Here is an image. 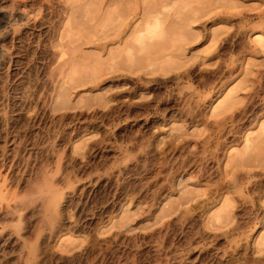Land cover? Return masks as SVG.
<instances>
[{
	"label": "rangeland",
	"instance_id": "obj_1",
	"mask_svg": "<svg viewBox=\"0 0 264 264\" xmlns=\"http://www.w3.org/2000/svg\"><path fill=\"white\" fill-rule=\"evenodd\" d=\"M88 1L83 17L88 28L74 30L70 37L71 44L85 42L82 60H93L83 72H74L81 82L104 71V64L95 61L98 51L86 44L101 34V0ZM120 3L112 2L119 7L110 6L109 12L119 10L125 17L146 10L157 16L128 40L144 46L140 55L164 51L167 56L147 65L154 80L145 88L130 85L135 91L132 105L119 111L113 104L118 111L111 113L97 108L102 109L99 99L89 100L94 103L91 107L78 98L82 87L75 86V80L65 85L66 95L58 97L63 102L49 100L57 59L70 52L67 37H60L59 11L42 0H0V45L6 51L0 60V203L18 206L41 171L46 178L66 174L75 183L107 173L117 167L122 154L138 155L151 129L163 127L165 132L152 143L165 147L164 162L158 163V156L149 151L140 161L144 164L140 172L139 163L132 165L119 173L121 181L95 183L73 201L69 216L79 225V234H86V240L78 236L87 245L73 264H264V0ZM259 35L263 40H257ZM123 61L125 57L119 65L130 64ZM132 65L122 66L123 70L137 71ZM184 109L187 115L178 112ZM119 112L124 119L118 120ZM161 115L165 121H151ZM105 129L111 145L121 146V155L103 151L105 141L99 147L100 131ZM94 130L91 140L98 143L90 140L88 146L98 147L86 150L83 157L78 153L84 147L79 138ZM72 139L79 142H73L80 147L73 148L78 158L69 148ZM174 147L181 151L172 155ZM182 161L189 166L178 167ZM175 171L180 174L176 187L161 199V186L153 181ZM235 178L239 187L223 186ZM125 188L126 197L132 198L125 200ZM149 206L155 209L153 215L143 211ZM21 223L11 216L5 221L6 229L16 231ZM122 224L131 225V235L110 243V233ZM244 240L247 243L238 247Z\"/></svg>",
	"mask_w": 264,
	"mask_h": 264
},
{
	"label": "bare ground",
	"instance_id": "obj_2",
	"mask_svg": "<svg viewBox=\"0 0 264 264\" xmlns=\"http://www.w3.org/2000/svg\"><path fill=\"white\" fill-rule=\"evenodd\" d=\"M42 1L48 7L58 9V11H59L58 12L59 29L61 31L60 37L66 36L67 39H66L65 43H66V45H68V44L70 45V48H69L70 52H69L68 56L65 58L60 57L57 59V67L55 69L54 79L49 83V90H50V92L48 93L49 94V97H48L49 100L51 99L54 101L55 99H58L59 96L61 97L63 95H66V92L64 94V91H66L65 89H67L65 87V85L68 84V82H70L71 80H75V81H73L75 86L80 87V88L82 87V89L77 91V93H78L77 95H79V93H80L78 98L82 97L80 99L85 101L86 105H87V101H88V102H90V106H91V104H92L91 99H93V102L96 99H99V104H102V109L100 107H97V108L100 109V111H102V112L107 110L111 113H116L115 111H118V110L113 109V107H112L113 104H114V106H116L119 109V111L122 108L125 109L126 106L132 105V96L134 94L133 92H135V91H133V88L130 85L131 84L137 85V86H139L140 89L145 88L148 83H150L151 81L154 80L153 77L150 75L151 72H150L149 68H147V65L149 63L156 61V60H161L162 58L167 56V53L164 51H158L156 54H154L152 56L143 57L144 54L143 55H140V54L145 49L144 46L141 43L138 46H135V44H133V41H131V40L128 41V40L135 33H141L144 30H146L147 25L151 20V17H155L157 19V16H153L154 14H152L151 12L146 11V10H143L141 12L135 11L136 13L132 12L133 14L131 16H129L130 15L129 14V15H126L125 17H123V14L119 10L115 11L114 12L115 14H112V13H110L111 10H109V7L114 6L113 5L114 3L112 4V2H114V1L116 2V0H101L100 5H102L103 12L102 11L101 12L103 14L101 13L99 16H100V18H102L101 19L102 21H100V22L97 21V20H100V18H99V16L96 15L98 17V19L96 20L97 22H99L98 25L102 27L101 28L102 29L101 34L99 37H97L96 40L92 41L91 43L87 42L86 44L87 45L89 44L88 45V46H90L89 48L95 49L98 51V57L95 59V61L104 64V66H102V68H104V71L103 72L101 71V73L99 72V74H97L98 76L97 75L91 76V78H89L91 80H89V81H82L81 82V80H79L76 77L74 72L75 71L76 72H83L85 67H88L92 63L93 60H82L81 57L83 56V51L81 50L82 49L81 47H82V44L85 42H81V41L78 42L77 41L75 44H71L70 43V37H71V33L74 30L88 28L87 21L85 18H83L85 16V11H86L85 9L87 8L86 2L88 0H42ZM119 4H121L120 0H119ZM119 4H118V6H114V7H119ZM96 16H94V19L97 18ZM88 18L90 19L91 17H88ZM93 21H95V20H93ZM100 23H102V25ZM90 25H97V24H95V23L93 24L91 22ZM89 27H91V26H89ZM167 31H168V28H167ZM137 37H139V36H137ZM133 40L137 41L138 39L134 36ZM257 40L261 41V40H263V37L261 35H259L257 37ZM263 45H264V43H263ZM162 49H164V48H162ZM5 54H6V51H5L4 47L2 45H0V60H2V59L4 60ZM123 57H125V61H123V62H130V64L129 63L128 64L123 63V65H119V60L122 59ZM124 64H127L128 66H131L132 64H134V66L138 67V70L137 71H136V69H135V71L131 70L130 72L133 71L132 73H127L129 71H127V72L124 71L127 67V65L124 67ZM122 66L125 68L124 70H123ZM76 78H77V80H76ZM75 82H77V83H75ZM94 98H95V100H94ZM178 99H179V97H178ZM59 100H61L60 102H63L61 98L56 100V102L55 101L54 102L58 103L57 101H59ZM89 100H91V101H89ZM182 101L184 102V100H182ZM96 102H97L96 104H98V101H96ZM109 102H111L112 105L107 104ZM87 106H89V103ZM98 106H100V105H98ZM60 107H59V109H61ZM64 108H65V105H64ZM89 109H90V107H89ZM98 109H97V111L95 109L94 110L96 112H98ZM123 110H122V112H123ZM178 112L180 114H183V115L188 114V110H185V109L180 110ZM106 114H107V112H106ZM109 115L111 117L110 113H109ZM100 116L101 115L99 114V117H97V116L96 117L102 119L103 116H101V117ZM117 116L120 117V118H118V120L123 118L122 115L120 114V112H119V115L117 113ZM93 117L95 118V116H93ZM113 117H114V115H113ZM91 118L89 117V119H91ZM111 118H110V120H111ZM85 120H86V118H85ZM154 120L165 121V117L163 115H161V116H157V117H154L153 119H151V121H154ZM93 121H91V122H93ZM98 122L99 121L96 122V118H95L94 123H98ZM102 123H100V124H102ZM91 124L92 123H90V126H88V127H91ZM95 126L97 127V125H95ZM99 127H100V125L98 126V128ZM101 127H102V125H101ZM83 129H85V128H83ZM85 130H82V131H85ZM90 130H92V129H90ZM100 130H102V129H100ZM94 132H95V130L84 132V133L82 132L83 133L82 136L80 135L81 139L79 138V142H82V144H80V147L82 148V146H84L82 150H79V148H80L79 146H77V147H79L78 149L75 148L76 146H73L74 141L72 139L71 146L69 147L70 150L72 151V149L75 148V150L76 149L79 150L78 153H80L81 156L83 155V157L84 156L87 157L86 156L87 153H86V155H84L85 154L84 152H86V150L91 151L93 149L94 145H93V147H92V145L88 146L89 145L88 142H90V140L92 138L94 139V137H93ZM164 132H165V129L163 127H159L157 129H151L150 139H148V142L145 140L147 142V143L145 142L146 143L145 148L143 150H140L141 148H139L140 147L139 146L140 144H139L137 146L139 148V151L137 150L138 148H133L134 150L135 149L137 150L138 155L136 154L137 156L135 155V157H134L133 155L131 156V154H129L130 156L128 157L127 154L124 156H123V154L121 155V153L123 151L121 149V146L119 148L114 147V146H112V145H114L112 142H111L112 143V145H111V143H110L111 139L109 138L110 133L108 130L103 131V132L100 131V133H103V134H101L102 139H101L99 144H101L102 142L104 143V141H105V144H103V146L101 144L99 147L102 146L105 149L103 151H109L111 154H113L114 157H116L115 155H118V154L121 155L120 159L118 158L119 160H117L118 163L116 162L117 165L115 164L117 167L115 169L111 168V171H109L107 173H104L102 175H100L101 173L99 175L96 174L95 175L96 177L92 176V178L88 179L87 181L77 182V183H75L74 180H72L71 178L69 179L68 176L66 177V174L65 175L59 174L60 172L58 173V175L54 176V177L60 178V182L64 185V188L66 189L65 194H64V198L62 201V205H61V208L59 211V215L55 219V221L49 220L47 222H44V220H42V218H41V212H40V209L38 207L25 206L23 203H20L18 206L15 205L12 207L10 205H5V204L3 205L0 203V264H60L62 262L65 264L66 263L73 264L75 260L81 258L86 251V246H87V245H85L86 242H83L84 240L82 241L83 238L86 240V236H84L86 234L82 235L83 234L82 232L79 234V231H78L79 225H78V227H76L77 226V225H75L76 222L73 223L74 221L72 222V220L70 219L69 211L72 212L71 207L74 206L73 201L76 199V197L79 193L82 194V191L83 192L85 191L83 189H85L86 187L92 188L95 183H104L105 184V182H107V181L110 182L111 180H113V181L114 180L115 181L120 180V178L118 179L119 173L122 170L123 171L125 169L128 170V168H131L130 166L135 165L137 163H139V165H140V161H142L143 158L146 157V153L149 151H152L155 155L158 156L157 157L159 159L158 163L161 160L163 161V159H165L164 157H165V153H166L165 147L156 148L153 145L152 140H154V138L158 137V135H160ZM78 134H79V132H78ZM99 138H101V137H99ZM77 140H78V138H77ZM92 140H91L90 144H94L95 142L98 141L97 139H95L97 141H94L92 143ZM75 142H74L75 145H76V143H79L78 141L76 143ZM69 144H70V142H69ZM141 144H142V142H141ZM134 146H135V144H134ZM141 147L143 148V146H141ZM128 149H130V148L128 147ZM75 150L73 149V153L70 151L72 155L75 153ZM126 150H127V148H126ZM136 150H135V152H136ZM95 151H94V153H95ZM129 151H131V150H129ZM180 151H181V149H179L177 147L170 149V153L172 155H174L176 152H180ZM76 154L77 153H75L74 157L78 158L79 155L77 154V157H76ZM91 154H93V153H91ZM69 155H70V153H69ZM110 156H112V155H110ZM74 157L72 156V159ZM83 157H81V158H83ZM114 157L112 159V162L115 160ZM148 157H149V155H148ZM81 158H79V159H81ZM88 158H89V156H88ZM86 160H87V158H86ZM81 161H83V159H81ZM88 161H89V159H88ZM163 162H161L160 164L162 165ZM142 163H143V161H142ZM160 164H159V166H161ZM141 165H140V168H141ZM110 166H111V164H110ZM184 166H189V163L186 161H182L181 163L178 164V167H180V168L184 167ZM143 167H144V164L142 165V168ZM151 167H152V165H151ZM142 168L140 170H138L137 172H140L142 170ZM148 169L149 168L145 167V170H148ZM159 169H160L159 171L162 170L160 167H159ZM164 169L166 170V167ZM61 172L64 173V171H61ZM125 173H127V172H125ZM145 173H148V172H145ZM179 175H180L179 171H175L173 174H170L165 179L163 177H161L158 179L156 178L153 181L154 185H157V183L159 182V184H160L159 186H161V187L158 186L159 187V195L160 196L162 195L161 199L170 195L174 191L176 184L180 178ZM119 177H121V176L119 175ZM113 185H116V183H114ZM149 185H147V186L150 188L151 186H149ZM223 186L226 188H231V187L237 188V187H239V183H238L237 179L235 178L232 180L225 181L223 183ZM122 187H124V186H122ZM126 188L123 190L125 191ZM136 188L138 189L139 187H136ZM142 189H143V186L141 188H139L140 191ZM146 189H147V187L145 188V191H146ZM127 193L128 192H126L125 195L123 194L125 196L124 197L125 200L128 199L129 197L132 198L131 196H129L127 198L126 197L128 195ZM133 196H136V194ZM122 204H121V206L119 205L121 207V209H123ZM75 205L78 206V203ZM77 206L74 208H77ZM198 206H199V204H198ZM152 207L153 206H149L148 208H145V210H143V211L147 212V215H153L155 213V209H152ZM184 212H186V211H184ZM139 215H141V213ZM11 216L12 217L16 216L18 218V220H20L22 222L19 229H17L16 231H11V230L8 231V229H6L7 225L5 224V221L8 218H10ZM107 216L110 217L111 214L107 215ZM104 218H105V220L108 219L107 217H104ZM105 220L103 222H105ZM103 222L101 221L100 224L102 225ZM79 230H81V229L79 228ZM112 231H113V233L110 230L107 231V233L111 232L110 234H112V235L108 234L111 236L110 237L111 239H109L108 236H107V238H108V241L111 240V242L114 243V242L118 241V239L123 240L124 238L129 237L127 235H131V233L129 231H132V229H131V225L122 224V225L116 226ZM104 233H105L104 230H103V233L101 231V234H104ZM78 235H82L83 238L81 236L80 237L82 239L79 238ZM132 238H133V236H132ZM127 240H129V239H127ZM246 243H247V240H244L241 245H238V247H240V246L242 247ZM87 244H89V243H87Z\"/></svg>",
	"mask_w": 264,
	"mask_h": 264
},
{
	"label": "clouds",
	"instance_id": "obj_3",
	"mask_svg": "<svg viewBox=\"0 0 264 264\" xmlns=\"http://www.w3.org/2000/svg\"><path fill=\"white\" fill-rule=\"evenodd\" d=\"M66 189L59 177H48L38 172L25 189V197L21 201L25 206L38 207L44 222L55 221L59 215Z\"/></svg>",
	"mask_w": 264,
	"mask_h": 264
}]
</instances>
